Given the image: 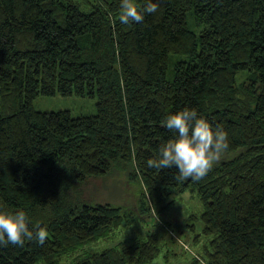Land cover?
I'll return each instance as SVG.
<instances>
[{"label":"trees","instance_id":"trees-1","mask_svg":"<svg viewBox=\"0 0 264 264\" xmlns=\"http://www.w3.org/2000/svg\"><path fill=\"white\" fill-rule=\"evenodd\" d=\"M153 2L156 13L124 25L120 0H0V209L23 210L49 234L43 245L0 246V264H60L79 250L66 264H149L155 232L83 246L149 214L152 195L187 190L203 204L192 239H206L187 264H264V0ZM171 54L182 57L168 80ZM87 91L94 114L33 106L38 95ZM185 107L229 140L199 181L147 166L177 135L164 120ZM114 167L137 179V213L86 189Z\"/></svg>","mask_w":264,"mask_h":264},{"label":"rangeland","instance_id":"rangeland-1","mask_svg":"<svg viewBox=\"0 0 264 264\" xmlns=\"http://www.w3.org/2000/svg\"><path fill=\"white\" fill-rule=\"evenodd\" d=\"M187 20L189 27L198 32L199 28L193 26L191 13H188ZM180 57L182 55H170L167 70L168 80L173 79V62ZM246 75V71H239L236 75L237 82L243 80ZM95 102L96 96L87 91L81 96H62L58 93L48 96L38 95L33 100V106L41 111L68 110L72 116H78L94 114L96 111ZM138 188L137 179L129 178L127 180V171L120 167H114L107 175L91 178L86 183V189L93 191L97 201H109L124 205L136 213L138 212L136 195ZM152 201L154 207L149 214L132 216L123 221L108 237L86 244L83 249L100 251L118 241L145 237L148 233L155 232L158 236L159 254L149 264H187L191 254L199 252L202 243L206 240L202 236L198 242L192 239L193 235L199 233L202 228V222L199 219V214L203 210L202 202L188 190L179 194H170L158 203L155 201V196L152 195ZM193 216L197 218L194 219ZM79 251L65 255L60 264L71 261Z\"/></svg>","mask_w":264,"mask_h":264},{"label":"clouds","instance_id":"clouds-1","mask_svg":"<svg viewBox=\"0 0 264 264\" xmlns=\"http://www.w3.org/2000/svg\"><path fill=\"white\" fill-rule=\"evenodd\" d=\"M157 11L158 4L153 0H144L142 7L136 0H120L118 19L124 25L141 23L145 14ZM163 123L177 135L159 147L158 155L148 159L147 166L160 170L175 167L179 173L177 180H201L229 148L227 132L219 125L213 127L195 109L185 107L168 115ZM48 235L39 223L30 226L23 210L0 209V246H23L26 240L43 245Z\"/></svg>","mask_w":264,"mask_h":264}]
</instances>
